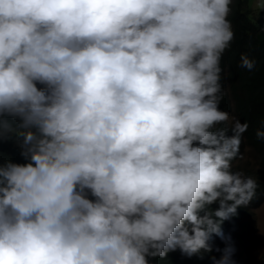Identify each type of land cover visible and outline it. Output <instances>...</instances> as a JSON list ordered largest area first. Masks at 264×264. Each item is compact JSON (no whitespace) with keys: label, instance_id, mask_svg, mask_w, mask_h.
I'll use <instances>...</instances> for the list:
<instances>
[{"label":"clouds","instance_id":"9594fccd","mask_svg":"<svg viewBox=\"0 0 264 264\" xmlns=\"http://www.w3.org/2000/svg\"><path fill=\"white\" fill-rule=\"evenodd\" d=\"M231 3L0 0V141L25 160L0 163V264H150L224 239L258 187L232 171L248 125L219 107ZM245 241L213 264H249Z\"/></svg>","mask_w":264,"mask_h":264},{"label":"trees","instance_id":"16d2710c","mask_svg":"<svg viewBox=\"0 0 264 264\" xmlns=\"http://www.w3.org/2000/svg\"><path fill=\"white\" fill-rule=\"evenodd\" d=\"M253 2L254 0H232L230 5L228 20L231 22L234 38L220 62L223 98L219 107L230 118L248 125L247 131L241 136L239 154L231 163L233 172H242L256 180V194L249 204L237 209L236 216L223 222L224 239L215 235L212 237L211 253L203 254V257L199 254L189 257L177 249L169 252L165 258H150V264H213L211 257L220 258L222 253L216 249L222 250L228 238L230 241L247 240L256 230L252 211L264 201V139L256 136L257 130H264V10L258 8L257 12H253ZM242 54L255 62L251 71L240 67ZM232 124L230 121L226 124L229 135H232ZM245 148L251 149V154L258 168L260 167L257 173L235 166L236 161L245 154ZM6 152L11 154L14 162L25 163L18 147L0 141V154ZM232 264L246 263L240 254L234 252Z\"/></svg>","mask_w":264,"mask_h":264},{"label":"rangeland","instance_id":"374dc122","mask_svg":"<svg viewBox=\"0 0 264 264\" xmlns=\"http://www.w3.org/2000/svg\"><path fill=\"white\" fill-rule=\"evenodd\" d=\"M251 9L253 12H257V0H254L251 4ZM229 121L231 123L234 122L233 119H230ZM5 141L20 149L19 142L14 137L12 139H5ZM244 153L245 154L236 161V166H240V168L245 171L257 173L260 167L258 168L257 162L251 154V149L245 148ZM8 160L13 161L11 154L7 152L0 154V163ZM262 203L263 204L253 212V221L255 222L256 229L255 232L244 243L234 244L235 250L243 253L249 264H264V201Z\"/></svg>","mask_w":264,"mask_h":264}]
</instances>
